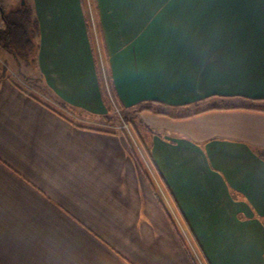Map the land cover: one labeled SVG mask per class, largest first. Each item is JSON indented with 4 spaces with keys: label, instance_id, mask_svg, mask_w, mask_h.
Returning a JSON list of instances; mask_svg holds the SVG:
<instances>
[{
    "label": "crops",
    "instance_id": "1",
    "mask_svg": "<svg viewBox=\"0 0 264 264\" xmlns=\"http://www.w3.org/2000/svg\"><path fill=\"white\" fill-rule=\"evenodd\" d=\"M32 1L39 83L0 66V264H264V0H93L101 45L84 0Z\"/></svg>",
    "mask_w": 264,
    "mask_h": 264
},
{
    "label": "rangeland",
    "instance_id": "2",
    "mask_svg": "<svg viewBox=\"0 0 264 264\" xmlns=\"http://www.w3.org/2000/svg\"><path fill=\"white\" fill-rule=\"evenodd\" d=\"M85 5L89 11V21L92 26V19L94 25L91 27V32H93L92 37L94 36V41L96 44H100V33L98 29V25L96 23L95 17V10L93 0H84ZM0 6L2 7L6 20H20L22 19L23 13L20 12L24 7L30 10V16L32 18L35 17L34 8H33V1L32 0H0ZM0 13L1 10H0ZM5 27V20L3 19L2 15L0 14V28L3 29ZM37 36L34 37V51L35 46L37 44ZM99 41V42H98ZM31 51L30 60L28 62L27 59L23 57H18V59L14 58L10 53L6 52L0 47V66H5L10 77H12L19 85L26 87V84H30V87L37 86L39 83V73L36 65V58L34 59L33 52ZM96 62L98 60L99 66V78L102 83L103 93L106 96L108 101V107L111 111V115L113 116L114 120V127L111 126V129L115 130H123L126 135L129 137L131 145L133 146L134 150H136V154L145 153L141 142L139 141L138 134H136V130L133 127L132 120L134 121V111H125L123 108L118 104L113 94L109 75L107 71L106 60L104 58L103 52L97 53ZM99 57V58H98ZM27 62V63H26ZM111 97L113 99H111ZM119 108V111L116 108ZM136 117V116H135ZM139 120V118H138ZM140 121V120H139ZM138 125L139 122L135 121ZM141 122V121H140ZM127 124L130 128V132L134 137V140L130 137L126 128L121 127L123 124ZM137 142V144H136ZM138 146V147H137ZM148 157V156H147ZM150 167V163L148 162Z\"/></svg>",
    "mask_w": 264,
    "mask_h": 264
},
{
    "label": "trees",
    "instance_id": "3",
    "mask_svg": "<svg viewBox=\"0 0 264 264\" xmlns=\"http://www.w3.org/2000/svg\"><path fill=\"white\" fill-rule=\"evenodd\" d=\"M0 10L2 12L0 14L5 20V27L3 29L0 28V47L10 53L14 58L18 59V57H23L29 62V56L35 44L34 37L38 34V23L36 18H32L30 16V10L24 7L20 11L23 13L22 19L9 21L6 20L5 13L1 6ZM1 68L4 74L7 73L6 64ZM142 109H148V107ZM141 145L144 147L148 158H150L149 151L142 141ZM152 165L155 166L154 163Z\"/></svg>",
    "mask_w": 264,
    "mask_h": 264
},
{
    "label": "built area",
    "instance_id": "4",
    "mask_svg": "<svg viewBox=\"0 0 264 264\" xmlns=\"http://www.w3.org/2000/svg\"><path fill=\"white\" fill-rule=\"evenodd\" d=\"M111 99H113V98L111 97ZM116 109L119 111V108H118V107H117ZM121 127L126 128L127 131H128V133H129V135H130V137L134 140V137H133V135H132L131 132H130V128H129V126L125 123V124L121 125ZM136 144H137V142H136ZM137 145H138V144H137ZM137 147H138V146H137Z\"/></svg>",
    "mask_w": 264,
    "mask_h": 264
}]
</instances>
